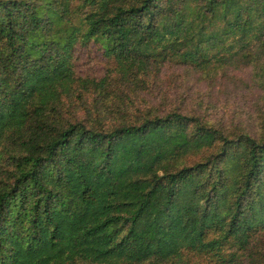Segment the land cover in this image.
<instances>
[{
    "label": "trees",
    "instance_id": "1",
    "mask_svg": "<svg viewBox=\"0 0 264 264\" xmlns=\"http://www.w3.org/2000/svg\"><path fill=\"white\" fill-rule=\"evenodd\" d=\"M91 42L122 82L171 57L260 64L264 0H0V264H264V130L107 124L112 83L74 68ZM86 88L95 115H69Z\"/></svg>",
    "mask_w": 264,
    "mask_h": 264
},
{
    "label": "rangeland",
    "instance_id": "2",
    "mask_svg": "<svg viewBox=\"0 0 264 264\" xmlns=\"http://www.w3.org/2000/svg\"><path fill=\"white\" fill-rule=\"evenodd\" d=\"M93 44L78 48L74 68L85 78L104 77L112 83V91L103 103L106 112L100 113L107 124L127 114L138 116L177 109L201 115L226 130L237 127L252 132L264 130V59L260 64L220 67L211 73L171 57L158 62L149 74L128 75L130 79L122 82L119 65ZM115 87L121 90L115 91ZM83 91L81 95L68 97L67 112L91 118L96 111L90 112L88 108L94 103L97 92L89 88ZM121 99L130 104L124 113H119ZM104 106L99 104L101 108Z\"/></svg>",
    "mask_w": 264,
    "mask_h": 264
}]
</instances>
